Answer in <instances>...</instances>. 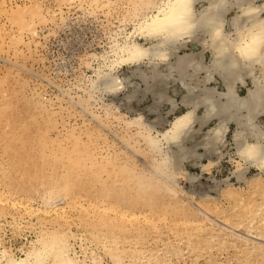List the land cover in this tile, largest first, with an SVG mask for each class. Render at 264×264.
<instances>
[{
    "label": "bare ground",
    "instance_id": "obj_1",
    "mask_svg": "<svg viewBox=\"0 0 264 264\" xmlns=\"http://www.w3.org/2000/svg\"><path fill=\"white\" fill-rule=\"evenodd\" d=\"M70 1L72 2V0ZM81 1L79 0V2ZM87 1L90 2V0ZM92 1L97 6L100 0ZM127 1L132 5V9L127 11V18L124 15L126 12L122 14L121 22L123 23V19L126 18L125 21L132 22V28L126 32L123 31L125 27H122L121 30L117 28V32H112L111 35L108 33L110 37L105 51L100 55L93 54L98 59V65L92 67L94 75L90 77V80L88 79L90 89H87V86L86 88L81 86V82L75 84L77 85L76 88L87 93L86 98L79 96V102L82 104H87L92 100L98 101L101 97L100 93L115 95L116 99L117 94H124V103L119 104L118 102V105L112 102L111 105L116 110L114 111V108L112 110L109 105L105 107L106 112L113 122L117 119L121 120L124 116L122 117L119 110L123 104H128V109L133 115L125 120L126 126L137 129L135 135L137 134L136 136L143 144H139L140 142L136 140V142L134 141L136 144H129L131 143L130 140H133L131 136L128 140L123 138L122 141L127 146L138 149L136 153L141 152L140 155L139 152L137 153L139 155L136 156L137 158L142 153H145V159L148 158L146 154L151 156L152 162L148 161L150 159H146L151 162L150 169H139L131 155L122 147L116 149L115 144L108 142L101 144L98 141L100 137L97 140L94 137V132L90 129L84 131L80 129V131L76 129L78 127L73 128L75 126H72V129L64 135L66 136L65 141H48L49 138L40 134L42 131H38L40 123H38L39 125L36 123L37 116L35 115V122L30 120V124L27 123L22 126L21 134L17 132V136L13 140H11L13 135L9 134L11 132L8 133L11 144H24L25 147L27 144L56 145L52 147L49 145L50 148L47 153H45L47 150L44 151L42 145V147L40 146L42 149H37L38 152L34 151L33 155L28 153L30 154L28 158L18 154L12 157L10 164L19 167L21 174L24 175V183H21L20 189L27 192L31 196V200L33 195L42 199L45 208L41 211H44L46 217L51 218L53 213L56 216L54 215L55 217L52 218L53 221H50L52 223L49 226H43L41 231H37L34 238H28L23 242V246L19 248L20 254L5 244L0 230V264H103L104 256H108L113 264H264V0ZM113 2L114 0H104L101 6L98 5L100 6L98 10L102 8V5L109 9V3ZM93 3L87 4L91 6ZM96 6L95 9H97ZM80 7L79 9L82 11V7ZM112 8L111 6L110 9ZM92 9L86 10L87 13L95 11ZM233 9L236 10L235 14L228 18L229 11ZM29 10V8L24 9V13ZM85 10L84 13H86ZM2 11L5 10L0 5V12ZM105 11L108 12V10ZM84 13L82 12L81 16H84ZM108 14L110 15V12ZM78 17L80 19V16ZM60 19L63 23L65 18L60 17ZM27 21L24 23L28 24ZM67 26L69 28L68 24ZM12 35L14 37V34ZM9 46L11 47V45ZM124 66L131 67L130 74L123 75L120 73V69ZM88 80L87 82H89ZM242 87H245L243 94L241 93ZM183 89L184 93H180ZM38 94L36 93V95ZM179 94L182 95L180 99H177ZM148 97H151V104L146 109L140 110V102L147 100ZM25 100L23 98L22 104L26 103ZM121 101L123 102V100ZM6 103L10 105L11 102L8 104L6 101ZM40 103L41 101L38 103L39 107ZM0 104L3 103L0 101ZM166 104L170 108L168 113H177L162 129L159 127L162 124V115L164 114L160 110ZM105 105L107 106V103ZM11 106L13 104L9 108ZM125 106L123 107L125 108ZM0 109L2 108L0 107ZM43 109L46 111L47 108ZM34 110H38L36 106ZM110 110L113 112L110 113ZM53 113L55 112H51V114ZM124 113L126 114V112ZM30 114L29 116H32ZM97 114L94 115L96 123H100L102 126L103 120ZM150 114H155L154 119L149 118ZM31 118L33 119V117ZM4 124L6 126V123ZM46 125L43 124L44 127ZM232 125H234L232 139L237 155V157L231 156L236 167L233 174L239 182H246L254 195L249 194L246 197L241 187L236 186L229 179L222 180L225 181L224 186L216 189L208 187L210 191L206 189V193L207 190L211 192L219 189V194L225 195L229 200V205L222 210L224 212L222 217H215L211 219V223H206L204 222L205 218L201 216L194 223H191L192 225L187 223L189 226L183 229H176L173 233L168 230L167 233L170 235L164 238H162L163 233L156 232L157 236L154 242L148 240V235L144 234L137 215L131 212L126 213L127 211L123 210L125 208H122L121 211L116 210L115 205L118 203H125L124 206H126L143 202L144 205L155 208L156 204L162 203L160 201L162 197H164L162 200H165V197H176L179 190L195 195L199 189L194 188L195 186L187 189L184 187L185 185L182 186L184 182L181 184L178 181L179 176L175 175L178 171L177 166H182L183 162L185 163L190 157L197 156L200 159L206 154L210 157L213 152L216 153L219 147L226 144V137ZM206 127L205 134L200 138L197 137V133ZM2 132L3 134L6 133H4V129ZM38 134L40 138H43L44 143L38 141ZM188 142L194 145L192 147L187 146ZM3 146L5 144L2 145V148ZM37 147L39 146L37 145ZM28 148H26L27 152ZM199 148H205L207 153L197 155ZM9 150L11 149L9 148ZM216 154H218L216 156L221 157L220 152L217 151ZM0 160L5 161L4 158ZM0 162L2 163V161ZM140 162H142L141 159ZM143 163L146 164V162ZM12 165L10 167H13ZM183 166V172L180 174L185 177V183H198L199 185L200 178L195 174L188 173ZM252 168L257 169L258 172L252 177H248L246 173ZM3 169L1 172L5 171ZM7 173L9 176V170ZM92 183L97 185V189L93 188ZM205 185L204 187L208 186ZM7 186H3L4 189L8 188ZM83 189L87 191L88 195H96L99 200L97 203H91L95 206L93 210L96 209L98 215L94 218L93 228L89 233L94 238L95 246L87 244L90 238L84 237L83 234L80 236V234L67 228L69 219L65 218L67 215L64 217L67 212L66 206L74 202V199L70 201V198L72 199L74 194L75 197L78 194V197L79 192ZM199 193L201 194V192ZM206 193L201 194L199 201L202 203L201 210L203 209V213L208 216L207 211L209 209L207 206L212 205L210 201L216 199L211 194ZM4 197H6L5 194ZM0 198L3 199V197ZM6 198L5 201L7 202L9 196ZM57 199L62 203L56 202ZM66 199H69V202ZM86 199L84 200L86 201ZM97 199H93L94 202ZM106 199L109 200V203H107L108 201L105 202ZM64 200L67 201V205H63L66 202ZM101 203L103 204L100 205ZM166 207L164 210H167ZM30 208L33 209V207ZM84 211H87V208L86 210L84 208ZM108 211H111V214ZM122 211L123 213H121ZM36 213L40 212L36 211ZM61 221H65L67 224H62ZM78 235L81 242L77 241ZM77 244L79 248H77ZM223 254H226L224 259H219V256Z\"/></svg>",
    "mask_w": 264,
    "mask_h": 264
},
{
    "label": "rangeland",
    "instance_id": "obj_2",
    "mask_svg": "<svg viewBox=\"0 0 264 264\" xmlns=\"http://www.w3.org/2000/svg\"><path fill=\"white\" fill-rule=\"evenodd\" d=\"M36 1L37 0H34V1L33 0H5V1L0 0L1 8L3 10H5V11L0 12V32H1L0 33V76L1 77L3 76V78H0V82L2 80V82L0 83V85H1L0 87H3L2 89L0 88V97H3V98H0V99H2L0 101L3 103V104H0V107L2 108V109H0L1 110L0 111V143H1L0 144V156L1 155L3 156V157H0V159H3V158L5 159V161L0 160V161H2V163L0 162V175H2V176H0V178L2 177V179L0 180V194H1L0 197H3V199H4V201H3V199L0 198L1 199V201H0V230H1V236L4 239L5 244L7 246L12 247L15 250V252L18 254H20L19 248L21 246H23V242H25L28 238H30V239L34 238L36 236V232L41 231L43 226H46V225L49 226V224L52 223L50 221H53L52 218H54L56 216V214L53 213V214H51V218L46 217L44 215V211H41V209L43 210V208H45L42 199L41 198L39 199V196H37V195H33L34 197H32L33 199L31 200V196H29V194L27 192L20 189L21 185L24 183V175L21 174L19 167L13 166L12 164H10V163H12V161H11L12 157H14L18 154H21V156L24 155L25 158H28V156L31 153H32L31 155H33L35 152H38L37 149H39V148H40V150L42 149L41 147L43 144H32V145L27 144L26 147L24 146V144H21V145L20 144L19 145L18 144H11V140H13L17 136V132L19 134H21L20 131L23 128L22 126H24L27 123L30 124L31 121L35 122V119H36L35 115L37 116L36 123L37 124L40 123V125L38 124L40 126L38 128V131H42V132H40V134H42L43 136L44 135L47 136V138H49L48 141H55V142H58V140L59 141H65L66 139H64V138H66V136H64V135L67 134V132L70 129H72V126H75L73 128L78 127L76 129H78V130L81 129L82 131H84L85 129L86 130L90 129L91 131L94 132V137L97 140H98V137H100L98 141L101 144H107L105 142H108L111 144H115L116 149H120L122 147V149L124 151L128 152L131 155L133 161L136 163V165L139 166V169H143V170L144 169L145 170L150 169V165L152 162L151 156H149L147 154H146V157H148V158H146V159H150L148 161H151V162H148L145 159V153H142L141 156L139 157L142 161V162H140V159L137 157L140 155L141 152L138 151L139 152V155H138L137 154L138 152L136 153V151L138 149H136L135 147L131 148V146H129V145H128L129 146V148H128L127 144L122 141L123 138H124V140H128V138L131 136L133 138V140L132 141L130 140L131 143H129V144H133L135 140L140 142L139 137L136 136L137 134L135 135V133H137V129L135 127H133V128L128 127V126H126V123H125V120L133 115L128 109V104H123L119 110L122 113V117L124 116L123 117L124 119L121 117L122 118V119L120 118L121 120L117 119V121L113 122V120L109 119V117H108L109 115L107 114L105 107H108L110 105V107H112V110H113L114 106L111 105L112 102L115 104L116 103L118 104V102H119V104L124 103V101H125L124 100V94L123 93L117 94L116 95L117 99H116L115 95L110 96V95H105V94L100 93L101 97L99 95L100 99H98V101L95 102L92 100L90 102H87V104H85V103L82 104L81 102H79L80 101L79 99L81 96L83 98H86L87 93L83 92L84 90L76 88L77 85L75 84L76 82L77 83L81 82L80 83L81 86L83 85V87H85V88L87 86V89H90V81L89 80H90V77L92 75H94V70L92 69V67H95L98 65V59H96L93 54L97 53L100 55L101 53H103L105 51V49L107 48V42H109L108 40H109L110 35L113 34L112 32H117V30H118L117 28H119L121 30L122 27H125V28H123L124 32L129 31L130 28H132V26H133L132 22L131 21H125V19L127 18V11L132 9V5L130 4V2L127 0L126 1L125 0H122V1L121 0H118V1L114 0L113 3H109L110 6L106 5L109 7V9L107 7L104 8V6L102 5V8L98 10V7L101 6V4L104 2V0L103 1L100 0L99 3L97 4V6L95 5V3H93L92 0H90V2L87 0L86 1L80 0L81 2H83L81 5L82 11H80L81 9H79V7H80L81 2H79V0H76V1L72 0V2L70 0H67V1L66 0H38L37 2ZM24 2H26V3H24ZM34 2H35V4H34ZM91 2L93 3L91 6L87 4V3H91ZM2 3L5 5H3ZM74 4H76V5L73 6ZM2 5H3V7H2ZM94 5L96 6L97 9H95ZM98 5H100V6H98ZM130 5H131V7H130ZM34 6H37V7H34ZM69 6H72L73 9H72V7L69 8ZM111 6L113 7L112 9H110ZM87 7H89L90 9ZM28 8L30 10L28 12L24 13V9H28ZM91 8H93L95 11L94 12L93 11L88 12V13H91L89 15L86 10L90 11ZM59 10H60V12H59ZM62 10L63 11L65 10L66 12H63ZM84 10L86 13H84ZM105 10H108V12ZM113 10H114V12H113ZM235 11H236L235 9L230 10L229 14H228V18H230L233 14H235ZM21 12H23V13H21ZM54 12H56V13H54ZM82 12L84 13L83 14L84 16H81ZM109 12H110V15L108 14ZM111 12H113V13H111ZM125 12H126V14H124ZM19 13H21V14H19ZM122 14H124L126 16V18L123 19L124 21L122 20L124 24L121 22V19L123 18ZM60 15H62V16H60ZM63 15H64V17H63ZM78 16H80V19H78L79 18ZM60 17H62V19L65 18L67 21L65 19H63V23H62ZM68 17H70V18H68ZM10 18H12L13 20ZM21 18H23V19H21ZM32 18H33V20H32ZM76 18L79 21L78 20L76 21L75 20ZM20 19H21V21H20ZM27 19H28V21H27ZM64 20L66 23L64 22ZM68 20H70V21H68ZM80 20H82V21H80ZM26 21L28 24L24 23ZM3 22H5V23H3ZM11 22H13V23H11ZM22 22H23V24H22ZM120 22L122 23V25ZM24 24H25V26H24ZM67 24L69 25V28H68ZM10 25L12 28L10 27ZM27 25L29 28L27 27ZM70 26H71V28H70ZM8 27L11 29H9ZM2 31H4V32H2ZM7 32H8V34H7ZM108 33L109 34L111 33V34L109 35ZM12 34H14V37H12L13 36ZM107 35H109V36H107ZM17 37L19 38L18 40H17ZM12 40H13V42H12ZM10 41H11V43H10ZM9 45H11V47ZM87 63L90 65L87 66L88 65ZM130 68L131 67H127V66L125 67L124 66L123 68L120 69V73H122L123 75L124 74H130ZM91 69H92V71H91ZM80 75L83 76L84 78H82ZM4 77H6V78H4ZM86 78H87V80L89 79L88 80L89 82H87ZM62 87H63V89H62ZM65 91H66V93H64ZM68 91H69V93H68ZM18 92H20V93H18ZM15 93H17V94H15ZM36 93H39L38 95H40V96L38 97V95H36ZM41 93H43V94H41ZM180 93H184V89L181 90ZM241 93L242 94L245 93V87H242ZM24 94H26V95H24ZM75 94H77L78 97H76L77 95H75ZM181 95L182 94L177 95L176 98L180 99ZM30 96H31V98H30ZM4 97H6V98H4ZM14 97H16V98H14ZM27 97H29V99H27ZM23 98H24V100L26 99L25 102L26 103L28 102L27 104L26 103L22 104V102H24V101H22ZM46 98H48V99L46 100ZM114 98H115V101H114ZM4 99H7L6 101L8 102V104L11 102L10 105L13 104V106H11L9 108L10 105H7V103L5 104L6 101ZM33 99H35V100H33ZM110 99H112L113 101H111ZM3 100H4V102H3ZM53 100H55V101H53ZM121 100H123V102ZM40 101H41V103H40L41 105L44 104L42 106L40 105V107H42L41 109H40L39 104H38ZM151 102H152L151 97H148V99L145 101L144 100L141 101L140 102L141 104L139 106L140 110L146 109V107L149 104H151ZM31 103H32V105H31ZM104 103L105 104L107 103V106ZM25 104H26V106H25ZM2 105H4V106L6 105V106L4 107ZM35 106H36V109H38L36 111L34 110ZM97 106H99V107H97ZM123 106H125V108ZM45 107L47 109H46V111H43L44 110L43 108H45ZM3 108H5V109H3ZM8 108H9V110H7ZM16 108L19 110H17ZM126 109H128V110L126 111ZM169 109L170 108L167 104L162 106L160 111L164 115H162L163 120H162V124L159 128L164 129L167 126L168 122L171 119H173L174 115H176L177 112L168 113ZM112 110H110V113L113 112ZM115 110L116 109L114 108V111ZM123 111L126 112V114ZM5 112L8 114H6ZM51 112H55V113L51 114ZM79 112L83 113V114H80ZM29 114L32 116H29ZM96 114L98 115L99 118H101L103 120L102 126L100 123H98V124L96 123V118L94 117V115H96ZM46 115H47V117L45 118ZM53 115H54V118H53ZM9 116H10V118L12 117L11 118L12 120L9 118ZM154 116H155V114L154 115L150 114L149 118L154 119L153 118ZM5 117H6V119H3ZM31 117H33V119ZM43 120H44V122H43ZM104 120H105V123H104ZM48 121H49V123H48ZM55 121H56V125H55ZM163 122H165V123H163ZM4 123H6V126H4L5 125ZM7 123H8V125H7ZM43 124L44 125L47 124V125L44 127ZM123 124H125V125H123ZM211 124H213V123H211ZM99 125H100V127H99ZM41 126H42V128H41ZM50 126H52V127H50ZM82 127H84V128H82ZM18 128H19V130H18ZM99 128H101V129H99ZM2 129H4V133L6 132L5 134H3ZM130 129H131V131H130ZM132 129H133V131H132ZM206 130H207V127L204 128L200 133H197V137H199V138L202 137L205 134ZM233 130H234V125L231 126V130L226 137V141H227L226 144H224L222 147H219L216 150V153H217V151L220 152L221 157L216 156L218 154H216L215 152H213L214 155L212 154L209 157L208 154H206L207 151L205 148H199L197 155L203 154V153L206 155L203 154L204 156H202L200 159L197 158V156L196 157H190L189 159H187L185 161V163L183 162L184 166L183 165L182 166H183V168L186 169V171L188 173L195 174L200 178L199 185H198V183H194L195 185L185 183V181H184L185 177H183V175L181 176V174L183 172L182 166L181 165L177 166L178 171H181V172L177 171L178 173L176 172V174H175L176 176H179L178 181H180L181 184L184 182L182 184V186L185 185L184 187L187 189H189L190 187L192 188V186H195L194 188L199 189L198 191H196L195 195H191L190 192H189L190 193L189 194V193L185 192L184 190H182V191L179 190L176 194V197H174V196L172 198L171 197H165V200H162L164 198V197H162V199L160 200V201H162V203L156 204L155 208L150 207V206H149L150 207L149 208L147 205H144L145 203H143V202L138 203L137 205L132 204V205H126V206H124L125 203H123V204L118 203V205L117 204L115 205V208L117 207L116 210L118 211V209H119L121 211L122 208H125L126 210L125 209H123V210L127 211L126 213L131 212L132 214L137 215V217H139L140 226L143 228L144 234L148 235L147 238L151 242L155 241L156 236H157L156 232L157 233L160 232L159 234L163 233L162 238H164L167 235H170V233H167L168 230H171L173 233L176 229H183L186 226H189L191 223H194L195 220H198V218L201 216H202V218H205L204 222H206V223H211L212 222L211 219H213L215 217H222L224 215V212L222 210L225 209L229 205V200L225 197V195L219 194V192H220L219 189L218 190H212L211 192H209L210 189L208 187H212V189L222 187L225 185V181H222V180L229 179V181L233 182L236 186L241 187V190H242L243 194H245L246 197L249 196V194L254 195L253 191H251L249 189V185L246 182H239L233 174L236 167H235V162L233 160H231V156L237 157V155L235 153L233 139H232ZM45 131H47V132H45ZM9 132H11V133H9ZM12 132H14V133L12 134ZM8 133L13 135L12 139L9 138L10 136ZM5 137L8 139L6 140ZM38 138H39L38 141L44 143L43 138H40L39 134H38ZM120 138H122V139H120ZM2 139H3V141H2ZM116 139H117V141L118 140L119 141L117 142ZM119 142H121V144H119ZM2 143L5 144V146H3V148H2V145H3ZM7 143H9V144H7ZM134 144H136V143H134ZM139 144H143V143L140 142ZM37 145L39 147H37ZM49 145H50V147H52L56 144H54V145L53 144H48V145L44 144L43 149H44V151L47 150L45 153L49 152V148H50ZM68 145L71 146V144H68ZM193 145L194 144H192L191 142H188V144H187V146H190V147H192ZM7 146L11 150H9V148ZM18 146H19V148H18ZM14 147L16 150L14 149ZM124 147H126V148H124ZM4 148H6V149H4ZM26 148H28V152H27ZM131 151L133 153H136V155L135 154L133 155V153ZM24 153H26V154H24ZM28 153H30V154H28ZM12 154H13V156H12ZM142 156H144V157H142ZM211 156H214V157H212L213 159L211 158ZM24 157H22V158H24ZM210 158H211V160H210ZM137 159H139V160H137ZM143 162H146V164H148V165L146 166V164ZM203 164H205L207 166L205 167V165H203ZM11 165L13 167H10ZM3 167H4V169H3ZM14 167H17V168L15 169ZM179 167H180V170H179ZM2 169L5 171L1 172ZM201 169H204V170H201ZM8 170H9V176L7 173ZM257 172H258L257 169L252 168L246 174L248 175V177H252ZM2 173H4V174H2ZM181 179H183V180H181ZM210 180H212V181H210ZM210 182H212V183L214 182V184H212ZM6 184H9V185L7 186ZM205 184H207L208 186ZM92 185H93L94 189H97L96 184L92 183ZM204 185L207 187H204ZM3 186L4 187L7 186L8 188L4 189ZM202 186H203V190H202ZM206 189L209 190V191L207 190V193L211 194L216 199V200H211L210 202L212 203V205L207 206V209H209V211H207L208 216H206L207 215L206 213H203V211H204L203 209L201 210L202 203L199 201V199H201V194L206 193ZM202 191H203V193H202ZM10 192H11V194H10ZM199 192H201V194ZM16 193H18L19 195ZM4 194L6 195V197L9 196V198H8L9 200H7V202L5 201L7 198L4 197ZM198 194H200V195H198ZM74 195H73V197H74L73 198L72 194H71L72 199L70 198V201L74 199V202H72L73 204L74 203L76 204L79 202L81 204L83 203L82 204L83 207L85 206L84 208H85V210L87 208L88 212L84 211V208L82 207L81 204H79V205L74 204L75 205L74 206L72 203H70V204H68L69 205V207H68V205L66 203H67V201L69 202V199H66L67 201L64 200L66 202H64L63 205H67L66 206L67 212L65 213L64 217L67 215V217H65V218L69 219V222H67L68 223L67 228H69L71 231H73L75 233L80 234V236L83 234L84 237L90 238L87 241V244H90V246H95L94 238L89 233L92 231V228H93L92 222H93L94 218L97 217L98 215L96 214V209L93 210L95 206L92 205L91 203L92 202H93V204L97 203L99 200L96 198V195H93V196L88 195V193L85 189H83L82 191L79 192L78 197H77L78 194L76 195V197ZM10 197H12V198H10ZM20 197H23V198L21 199ZM92 197L94 200L97 199V201L94 202ZM25 198H26V200H25ZM76 198H77V200H76ZM84 199H86V201ZM10 200H12V201H10ZM28 200H29V202H28ZM197 200H198V202H195ZM20 201H21V204H19ZM87 201H90V202H87ZM13 202H15L14 203L15 206H14V204H11ZM56 202L62 203L61 201H58V199L56 200ZM105 202L109 203V200L106 199ZM184 202L186 203V205ZM102 204L103 203H101L100 205H102ZM70 205H73V206L70 207ZM119 206H121V207H119ZM164 206L165 207L167 206L166 207L167 210H164L165 209ZM30 207H33L34 210ZM180 208H181V210H179ZM25 211H27V212L25 213ZM36 211L40 212V213H36ZM111 211H108V213L111 214ZM34 212H35V214H33ZM162 212H163V214H162ZM27 213H29V214L27 215ZM91 213H92V215H91ZM121 213H123V211ZM121 213H119V214H121ZM138 214H140V215L138 216ZM142 214L144 217L142 216ZM160 215H162V216H160ZM145 216H146V219H145ZM23 217H24V219H23ZM158 217H159V221H158ZM206 217H207V219H206ZM150 218H152V219H150ZM148 219L151 221H149ZM160 220H163V221H160ZM148 221H149V223H148ZM179 221H180V224H179ZM189 221H190V223H189ZM61 222H62V224H67L65 221H61ZM20 224H22V225H20ZM157 225H158V227H157ZM87 231H88V233H87ZM78 237H79V235H78ZM77 241L81 242L80 237L77 239ZM76 246H77V248H79L78 244ZM225 256H226V254L220 255L219 259L223 260ZM104 258L105 259L103 260V264H113V262L110 259H108V256H104Z\"/></svg>",
    "mask_w": 264,
    "mask_h": 264
}]
</instances>
